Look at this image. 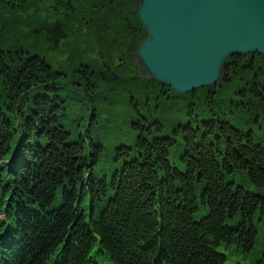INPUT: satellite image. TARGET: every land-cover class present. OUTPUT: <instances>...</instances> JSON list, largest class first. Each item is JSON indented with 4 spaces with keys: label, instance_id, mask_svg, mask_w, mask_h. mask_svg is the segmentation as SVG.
I'll return each mask as SVG.
<instances>
[{
    "label": "trees",
    "instance_id": "trees-1",
    "mask_svg": "<svg viewBox=\"0 0 264 264\" xmlns=\"http://www.w3.org/2000/svg\"><path fill=\"white\" fill-rule=\"evenodd\" d=\"M139 4L0 0V264H40L61 240L62 264L83 263L88 240L112 264H226L254 249L264 149L220 113L264 122V55L232 54L220 84L175 93L143 79L126 53L147 37ZM126 92L132 141L106 139L103 167L97 139L111 119L94 109V137L72 139L68 110L84 118L85 103ZM254 264H264V248Z\"/></svg>",
    "mask_w": 264,
    "mask_h": 264
},
{
    "label": "water",
    "instance_id": "water-1",
    "mask_svg": "<svg viewBox=\"0 0 264 264\" xmlns=\"http://www.w3.org/2000/svg\"><path fill=\"white\" fill-rule=\"evenodd\" d=\"M137 15L139 75L178 94L220 84L232 54L264 55V0H140Z\"/></svg>",
    "mask_w": 264,
    "mask_h": 264
},
{
    "label": "rangeland",
    "instance_id": "rangeland-1",
    "mask_svg": "<svg viewBox=\"0 0 264 264\" xmlns=\"http://www.w3.org/2000/svg\"><path fill=\"white\" fill-rule=\"evenodd\" d=\"M102 56V54H101ZM133 58V57H132ZM264 79V76H260V80ZM262 81V80H261ZM234 85L228 87V91L234 88ZM135 94V93H132ZM130 93L126 92L125 94H117L112 97V103H108L107 101L96 100L93 104L85 103L84 104V118H79L81 115L75 113L74 110L69 109L68 115L70 116L71 123H65V127L71 133V138H78L80 135H86L87 137H94L93 128L88 130V123L90 118V113L96 110V113L99 115V119L104 123L108 118L111 119L110 123H104L103 125V134L98 137L97 141L100 143V146L104 147V151L102 148H99L96 152L99 154L97 157L101 159L100 166H105L109 160L106 158V154H108V149H112L113 146L107 148L106 143L104 142L106 139L117 140L120 144L130 145L131 144V130L128 127L129 111H128V102H130ZM222 98V97H221ZM77 100V98H76ZM76 100L72 103L75 105ZM213 100V99H212ZM216 102V106H221L225 109L226 105L221 99H218ZM88 106V107H87ZM87 107V108H86ZM95 109V110H94ZM217 111V108H215ZM220 113V112H219ZM77 114V115H76ZM259 114V113H258ZM222 118H227L230 120L231 125L239 130L247 131L252 130V139L254 143L260 144L264 149V122L259 120L255 125H250L246 121L245 115H235L232 116L229 112L226 114L220 113ZM224 115V117H223ZM255 115V114H254ZM88 119V122L85 127V123ZM123 135H125L123 137ZM85 139V138H84ZM96 141V140H95ZM103 151V153H102ZM102 153V155H101ZM104 154V155H103ZM169 159H172L171 155H169ZM127 160H121L117 163H122ZM235 182L237 184H242L246 189L260 191L262 189H257L247 177L234 176ZM202 186L200 184H196L194 188L195 196L197 200H199V195L201 192ZM58 203V202H57ZM57 205V204H56ZM55 209H59L56 208ZM205 209L198 204L197 216L204 214ZM234 224V223H233ZM253 224L256 228V242L254 249L248 255L247 259L242 260L240 255L232 254L229 256V259L226 264H236V262H240L241 264H254L256 258L261 254L262 249L264 248V225L260 222L254 221ZM94 237V232H92ZM88 251L85 256V261L81 264H112L107 254L97 253L96 251V242L94 241L91 244V240H88ZM65 253H67V249H65V243L61 240L55 243V245L49 250L48 253L44 256L40 264H62L64 261ZM1 255V252H0ZM114 259V258H113ZM30 258L27 257L23 260V264H28Z\"/></svg>",
    "mask_w": 264,
    "mask_h": 264
},
{
    "label": "flooded vegetation",
    "instance_id": "flooded-vegetation-1",
    "mask_svg": "<svg viewBox=\"0 0 264 264\" xmlns=\"http://www.w3.org/2000/svg\"><path fill=\"white\" fill-rule=\"evenodd\" d=\"M142 24V23H141ZM143 26V25H142ZM144 27V26H143ZM145 28V27H144ZM146 30V29H145ZM147 33V32H146ZM127 53V55H128V57L130 58V59H132L133 60V62L135 63V59H134V56H135V51L134 52H132V53H134V54H132V53H130L129 51H127L126 52ZM100 56H101V54H100ZM133 57V58H132ZM125 56L123 55L122 57H121V63H122V65H119V66H123V61H125ZM135 65H136V63H135ZM136 68H137V65H136ZM111 71H113V74L111 73ZM116 72V70H112V69H108V71H107V73L109 74V75H112V76H114V74H118L117 72Z\"/></svg>",
    "mask_w": 264,
    "mask_h": 264
},
{
    "label": "bare ground",
    "instance_id": "bare-ground-1",
    "mask_svg": "<svg viewBox=\"0 0 264 264\" xmlns=\"http://www.w3.org/2000/svg\"><path fill=\"white\" fill-rule=\"evenodd\" d=\"M145 29H146V28H145ZM142 40H143V39H142ZM136 48H137V47H136ZM135 52H136V50H135ZM105 63H106V62H105V61H103V64H104V65H106V66L108 65V66H109V64H108V63H106V64H105ZM109 69H110V66H109Z\"/></svg>",
    "mask_w": 264,
    "mask_h": 264
}]
</instances>
